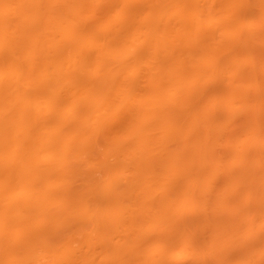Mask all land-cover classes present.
Returning a JSON list of instances; mask_svg holds the SVG:
<instances>
[{
    "label": "rangeland",
    "instance_id": "1",
    "mask_svg": "<svg viewBox=\"0 0 264 264\" xmlns=\"http://www.w3.org/2000/svg\"><path fill=\"white\" fill-rule=\"evenodd\" d=\"M26 1L25 2L23 1L24 4L21 5V7L23 6V9L26 11L28 18H31V19L36 18L37 20H39L40 16L41 17L43 16V18L45 16H47V18L51 17V16H49V15H52V13L50 14L51 10L50 11L48 10V8L49 9H51V8L50 7L47 8V6H49V5H47V6L43 5L44 6V8H43V6H37V4L34 5L31 0L27 1V2ZM38 1L40 2L41 0H38ZM42 1L44 3L48 2V0H45V1L42 0ZM58 1L61 2L60 0H58ZM65 1L67 3V1L69 2L72 0H62V2H64V3H65ZM246 1H237V3L234 1H228L226 4L225 3L222 4V6H227L226 7L227 9L224 8L221 12H219L220 11L219 10L218 11L219 13L217 12L218 14H216L214 16V19H213V17H211V19H210L211 22L208 21L209 25L211 24V26H215L216 24H212V23L217 22L219 20H220L219 23H221V22L222 23H225V22L229 23L230 22V24H231V19L228 20L227 18L230 17V15H233L234 18L239 19V21L241 22L240 28L245 26L244 27L245 34H244V36L242 35L240 38V39H242V41H240L239 38H238L239 40H237V41H236V39H234L232 41V38L230 39L231 41H229V38L227 39L229 43L233 42L232 45L235 43V44H239V45H237L238 47L241 46L240 49H242V50L240 52H241L242 56L240 55V58L238 59V67H240V68H238V67L235 68L232 65L230 66V69L228 67L224 68V64L229 60L227 57L232 58V56H234L235 53H237V52L240 54L239 50L235 51L236 50L235 46H234V48L232 47L234 50L231 48L230 45L229 46H230L231 50H229L230 48H228L229 47L228 44H226L227 46L226 45L224 46V44L227 43V42H225L226 37H224L222 41H224L225 43L223 44L220 41V43L223 45H221L219 42H217L218 44L216 45V48H218V46L220 45L219 47L222 50L220 51V49L218 48V50L216 49V51L217 52L219 51L217 55L219 57L222 55L221 56L223 58L222 61L225 60V62L224 61L220 62L219 61L220 59H219L215 65V66H219V67H216L217 69L215 71L212 72V70H211V72H209V74H208L207 68H206V69H203L204 70L203 72L201 70L197 74H195L194 77H192L191 72H187V69L184 70V68L180 67L178 64L175 65V68L168 71L166 76L172 80V82H171L172 84L175 82L176 85L174 84L175 85L174 87H173V85L171 86L170 84L167 85L168 87L174 88L173 89L174 92H172V93H170L169 88L168 89L164 88L163 91H164V94H166L168 92V95H169V93L170 94L175 93V94H173L174 98L172 95L167 98V96H168L167 94H166L167 95L166 99L164 96H161L165 99L162 101L166 102V100L169 99L167 101L168 104L166 103V104L162 105V107L159 106L158 107L159 109H157L158 111L157 110H156L157 112L154 111L157 114L159 113L157 125L161 129V130L159 129L160 132H159V130L156 131V129H155V131H156L155 135L157 132H158L157 133L158 135L159 134L162 135L163 133H166L163 135L164 137L166 136L165 138L162 136V138L160 139L158 136V138L154 139V133H152V136H151L153 138H149L150 136H148V134L151 132H154V131H152L153 130L152 125H151L152 129L151 130L148 129L151 132H148V131H146L147 129H144L148 133L143 132V135H141L144 137V135L146 134L145 138H146V136H148L147 140H144L141 142L139 141L140 143L138 144V141H137L138 138L137 139L134 138V137L138 136V134L136 133L137 130L140 131L143 126L145 127V125H146L145 123L149 122V120L151 123H153L154 122L153 120L156 121V119H157V118L155 119V117L158 116V115L157 116L155 115L153 120L148 118L149 119L148 121H146L147 114L145 113L146 114L145 115L144 112H140V111L138 112L139 113L138 115L143 113L141 116L144 118L143 115H145L146 119H144V121L142 119H140V117L138 115H136L137 120L135 117H134L135 119L134 118L131 119V117H128L129 115L127 116V114H131V112H130L131 109L135 110L136 108L138 109V107H140L141 102L139 103V99L142 100L143 98H145L143 96L146 93L145 91L148 90L147 88L149 87L147 85V83H144L141 86V91L143 92L142 93L143 95L141 93H138L140 91V88H138L139 91H137L138 89L135 90L137 92L134 91L135 94L129 93L130 91L126 92L129 94L123 98L121 97L122 99H124V101L122 99L119 100L120 103L123 101V103H124L123 106H121V105H119V106L115 105L114 106L112 104H109L110 99H109V101L106 100L107 101L106 102L101 95L106 90L105 94L107 93L108 97H110L111 95L114 96V94H116V96H117V93H114V94H112V93L115 92V89L119 86L116 87L114 85V88H115L114 91L111 90V89H113V84H114L113 81H112L113 83L111 82L112 85L110 84L112 86V88L108 85L110 90L107 87H105L106 88L105 89L102 86L104 88V91H100L101 89H103L100 86L99 88H101V89L99 90L97 88L98 92H95V94L100 92V95H99L100 98L98 96L97 97H98V99L103 100L105 105H103L102 101H100L103 105L102 108H104V109L101 108L102 110L99 111L98 107L95 104L96 102H94V105H93L94 99L92 100V102H90L92 95L90 96L88 94L89 92H91V93L93 92L91 89L94 86H91L92 84L89 85L88 83L82 82V84H88L89 86H85L84 88H82V86H81V88L78 87L79 92H77V93L80 94V90H81L82 95L83 94L89 95L90 99H86V100H90L89 102H90V104L92 103V105L91 106L86 105V107L89 109V111H87V112H89V115H91V116L92 115H95L96 117L100 116L101 117L100 119L102 121V123H96L97 121L94 120L95 116H94V119H92L91 116H89V115H88L89 117L87 115H83V114H86V110H88V109H86L85 111L83 110L84 113H82L79 117V114L82 112V110L78 109V111H81V112H79L78 117L82 118L81 119L82 122L85 121V119H83V118H86V117H82V116L88 117L87 118L88 120L86 119L87 120L86 123L89 120H90V122L92 120L96 121L95 123L91 122L90 127L87 126V125H89L88 124L89 122L87 123V125H86L87 127H86L85 126L86 123L85 122H84L85 124L82 123L78 119V117H76L78 112H77L76 108L75 109L73 108L75 105L73 106L72 104H70V103H73L72 101L74 98L72 99L71 102L69 100V96H68L69 101H65V100L63 101V99H61V101H63L61 104L62 108H60V109H62V111H61L62 117L66 116L65 120L68 119L69 122H70L71 118L72 119H78L79 122H81L83 124V126H82V124H79V122L77 120L76 121L73 120V123L75 124L78 122L77 124H79L81 127L84 128V126H85L86 128H89L90 130L88 129V131H86L85 133L82 132V134L80 132L79 133L80 136H79L78 133L75 130H73V128H72L73 126H75L74 124H73V126L71 125L72 120H71L70 124L68 123L69 125L72 126L71 127L72 129L69 128L68 124L66 126H68L69 129L73 130V132L68 131L69 129H67V128H65L63 130V128L65 126H63V128L61 127V129L63 130V131H61L62 132V140H63L61 142L62 144H59V141H58V143L56 142L58 144L57 145L58 147L56 149H54V150H52L53 148H51V150H50V148L47 149V150H50V152H51V154H49V155L51 156L52 160L56 164L59 165V167L57 165L54 167V165H55L54 162H51V163H53V164H51V165H53L52 167H54L56 169V171L53 170L54 172L49 173L50 175L48 174L49 180L47 179V181H48V183L50 181L49 184H52L51 186H53L54 183L56 184V186L54 184V186L56 187L55 189L50 187V188H52L51 193L56 191V189H58L57 191H62L61 195L59 194V196L61 198L57 199V200H60V204H59V202L58 203L56 202L57 197H55V200H53L54 197L49 199L51 197V194H50L48 201L50 202V200H52V204L54 202H56L57 204L55 203L56 204L55 208H54V204L51 205V202H50V204L47 202L50 206L49 207L47 205L44 206V208H46V206H47L48 210L47 209L45 210L43 208L45 212L44 211L42 212V216H41L40 212H37V214L39 213L40 216L37 215V217H36V214H35L36 212H35L34 215H32L31 218L26 221V223H24L25 222L24 221L22 223L20 222L21 224L19 223L18 225H15V226H18L17 230H20V231L16 230L17 234L22 232L21 229H23V228L29 229L31 232L30 233V239H29L28 243H26L23 247H21V246L18 248L12 247V249L0 248V250H1L0 252L2 253V255H0L1 256L0 260L2 261V262L0 261V264H24L23 262H25V264H88L89 262H85V261H83V259H81L82 257H80V253L82 255V253L87 252L89 250L87 248L88 246L85 245L83 242L85 240L88 241V239H91V238H93L96 243H102V245L104 244L103 246H106L105 248H100V249H97V251H95L94 257L91 261L92 264H101V263H103V264L104 263L105 264L106 263L107 264H152L151 260L153 259V257L156 256V251L158 252V249H160L161 247L163 248V246H165V245H166V247H169L172 245L170 242L168 243V240H165V241L162 239L161 240L160 239L159 240L158 239L152 240L151 239L152 230H156V228H158L159 225H161L160 227H163V226H166L167 223H170L169 225L176 224V222H177L176 220H178L177 218L174 221L173 220L172 221H164L163 218H161V220H163L164 222L158 220L157 218H155L156 221L155 220L150 221L148 219L151 224L150 223L146 224L147 223L146 222L144 225H142V227L141 226L136 227V226H138L136 224L140 225V223H136L135 224L136 226L133 224L134 227L133 226L129 227V224H128L127 225L128 227L127 226H126L127 228L125 227L126 229L123 227L125 230H122V228H121V230H122L121 232H123V233L119 232L120 229H119V231L117 230L119 232V233L115 232V233H118L117 235H115V233L113 234L112 230L109 231V229H107L109 232L107 230H106L107 232L105 230L101 231L100 228L99 229L97 228V227H99V226H97L98 224L97 225L95 224L96 227L94 229L96 231H94L91 224H93L95 217H97L96 206L98 207L99 203L98 204L95 203V200H96V202L98 200L102 202V208L101 209L98 208L97 211H99V209H100L101 211H99V212H101V214L108 216V215L116 214V213H118V211H121L120 210V207H121L120 202H122L123 200L129 201L130 199L134 200V199H145V198H147V199L151 198L152 199L153 197H157V198L158 197H163V198L165 197L168 200H170V198H171V200L173 199V201L178 199V201L180 200L179 202H181L182 200L187 201V200H190V198H195V199H198L201 202H203V205H206L207 209L210 212H212V214H214V215L216 214L220 218H223L225 216L224 219H227L226 215H229L230 217H231V215H233L232 217L235 216L236 219H234L231 222V224L226 223L227 225L224 224L225 226H223V225H222L223 227L220 226V228L222 227V230H220L218 227L217 230L214 231L213 226H215V225L214 224L212 225V221H211V223L208 221L209 224H206L204 227H203V225L205 223L203 225H200V226H202V229L204 228L206 231H208L207 229H210L211 232H213L211 234H214V235H212V237L214 236L215 240L213 242H207V243L206 242L205 243L199 242L198 244L193 245L194 247L192 246L191 247L192 249L190 250V252L192 254V261L200 262V264H224L225 259L231 258V262L229 264H251L254 260L256 261L258 259L264 258V248H258L257 250L253 251V249H256L257 247L256 248H249V249H246V247H245L246 242H248L253 235L251 234L250 229L246 228L244 225H246V222L250 221L255 216H257L259 214V211L253 210L252 212L244 214V215L237 214L238 212L234 208H232L233 206L231 207L232 204H230L229 203L230 201L228 202V200H229L230 195H232L233 190L238 189V186H239V185H237L238 183L236 184L235 182H232V181L230 183L219 181L220 180L219 176L221 175L220 173L222 172V170H226L229 168L230 169H235V168L238 169L240 167L241 168L242 167H248V168L257 167V168L262 169L264 171V53H263V51H264V13L262 15V13H261L262 11H260L257 8L254 10L255 6H254V8L252 6V8H253L252 10H248L247 7L249 6L250 1L252 2L253 0H249L247 2ZM51 2L53 3L54 0H52ZM56 2H57V0H56ZM72 2H71V4H72ZM229 2L231 5L229 4ZM244 2H246V3H244ZM253 2L255 4H259L261 2V5H262L264 0H257V1L254 0ZM42 3H40V4L42 5ZM161 3L163 5V2H161ZM67 4H63V5L67 6V7L70 6L69 3H67ZM73 4H74V2H73ZM178 4H180V5L178 6ZM189 4L190 3H188L187 1L181 2L179 0H175L173 5H176L178 7L179 11L181 12V13L179 12L178 15H182V16L184 15L183 16L184 18L190 19V25H192L190 27L194 26L193 28H195L196 24L195 25H193V24L195 23L194 21L196 20L197 15H196V12L194 13V10H192L193 9L191 7L192 5H189ZM246 4L248 6H246ZM24 5H26V6L24 7ZM53 5H55V4H53ZM55 6L57 7V5H55ZM61 6H62V4H61ZM176 6H175V8H176ZM262 6L264 7V5H262ZM21 7H20L19 11L22 13L24 10L21 11V9H22ZM256 7H257V5H256ZM152 9H153V7H152ZM220 9H221V7H220ZM53 10H55V9H53ZM59 11L60 10H58V12ZM62 12H64V11H62ZM104 13H106V12H104V11H103V13L102 12L101 13L96 12V16L94 17V20H93V17L86 16L85 13L82 15H79L80 18H78V19H82L83 17H86L88 19V22L91 21L89 23H92V21L96 20L95 18L97 17V14L99 17L100 14H103V16H104ZM234 14L235 15L237 14V15L235 16ZM54 15H52V17L54 16V18H52V21L57 16L56 13ZM60 15H61V13H60ZM37 16H39V18H37ZM105 16H106V14H105ZM105 16L102 19H104ZM24 17H26V16H24ZM59 17L61 18V16H59ZM59 17L57 16L56 19ZM67 17H65L64 20L61 19L63 22H61L59 19L61 24L59 23L60 25H58V26L54 25L53 28L55 30H57L56 28H58V30H59L60 29L59 26H61V27L64 26L63 32H62L64 34L65 33L64 31L66 28H65V25H63L62 23L65 22V24H66L67 22H69V19H68L69 17L68 18ZM101 17H100V19H101ZM31 19H29V20H31ZM36 19H34V20H36ZM66 19L68 21H65ZM212 19L214 20V22H212L213 21ZM260 19H262V20H260ZM106 20H108V19H106ZM224 20H226V21H224ZM52 21H51V23H52ZM96 22H97V20L95 21V23ZM49 23L50 22L48 21V24ZM251 24H252V27H251ZM50 26H52V24ZM246 26H248V27H246ZM231 28H232V26L230 27V29ZM43 31L44 30H41V32H43ZM60 31H62V29H60ZM44 33H45V31H44ZM41 34L43 35V33H41ZM58 34H59V32H58ZM139 35L140 36L142 35L141 32ZM250 35H255L256 37L253 36L251 38ZM39 36H41L40 32H39ZM45 37H44V39H45ZM153 37L156 38V35H153ZM41 38H42V36L40 37V39ZM44 39H43L42 45H44ZM67 41L65 40V41H63V43L67 42ZM68 42H70V41H68ZM135 42H137V41H135ZM106 43H104V44H106ZM197 43H198V41H196V43L193 42L190 45V47H188L189 50H186V51H190V49L191 50L194 49L193 48L194 46L196 49ZM20 45H21V43H20ZM63 46H66L65 43L63 44ZM70 46H71V44H70ZM221 46L225 47V49H223ZM46 47H49V46H45V48ZM71 49L72 48H70V50ZM226 49H228V50H226ZM48 51L51 52L49 49L48 50L46 49L47 53L44 52L45 54L43 53L40 56V58L43 55H45L44 58L47 56H50L48 54H51V53H48ZM193 51H195V50H193ZM67 52H69V51H67ZM71 52H75V50L74 51L72 50ZM76 52H78V51H76ZM76 52L74 53L75 55L74 54L73 55L77 57ZM62 53H65V52H62ZM66 53H65V55H66ZM183 53H184V51H183ZM219 53H221V54H219ZM238 53H237V55H238ZM77 54H79V53H77ZM70 55L72 57H74L72 54H70ZM51 56H52V54H51ZM69 56H68V58H69ZM78 56H80V54ZM52 57H50V58H52ZM72 57H70V58L72 59ZM62 58H63L62 61L64 63L65 62V60H64L65 56ZM148 58H149V56H148ZM48 59H49V57H48ZM48 59H46V60H48ZM71 59H69V60L71 61ZM77 59H80V58H77ZM141 59L138 63L136 62L137 63L136 70L149 69L152 64H150V62H146V61L147 60L149 61L150 59H147L144 62H141ZM199 61H201V59ZM46 62H48V61H46ZM75 62H77L76 59H75ZM78 62H79V60H78ZM80 62H82V60ZM63 63H62V66H65L66 64L63 65ZM151 63H152V61H151ZM222 64H223V66H222ZM46 65H47V63H46ZM46 65H42V66L45 67ZM198 65L201 68H204V67L210 66L211 63L205 61V62H201ZM47 67H45V68H47ZM50 67H51V64H50ZM177 67H179V68H177ZM49 68H47V69H49ZM68 68H69V66L67 68H64V69H68ZM50 69L48 71H50ZM183 70H184V73H183ZM132 71L133 70H131L130 73H133L135 71V68H134V71L133 72ZM24 72H26V70L25 71L22 70L21 74H23ZM177 72H179V73H177ZM49 73L46 72V76L48 78V79H46V82L47 81L48 82L45 85H47V87L50 91L52 89H54L56 91V88H57L56 86H57V83H59V82H56L55 83L56 85L55 84L53 85L54 76L51 75L52 76L51 77L50 75H48ZM204 73L206 76L203 75ZM25 74L26 73H24V75ZM27 76H23V77L27 78ZM46 76H45V78H46ZM18 77H20L19 74H18ZM45 78H43L44 80L41 79V81H39V82H41L43 84L45 81ZM64 78H66V77H64ZM22 79H24V78H22ZM28 79H29V77H28ZM32 79H30V80H32ZM63 79H62V82L65 81V79H64V81H63ZM42 80H43V82H42ZM54 80H55V78H54ZM76 80L78 81L79 79H76ZM235 80H237V81H235ZM66 81L68 83V80H66ZM80 81H81V79H80ZM65 82H64V84H65ZM208 83L210 86L207 85ZM75 84L76 83H74V87H75ZM228 84L230 86L231 85L232 86L230 87ZM65 85H64V87L66 90L68 87H66ZM119 85H121V84H119ZM77 86H79V85H77ZM143 86H145L144 87L145 89L143 88ZM208 86H209V88L211 87L210 90H209ZM51 87H52V89H51ZM64 87L62 85V88H64ZM69 87H71V86H69ZM96 87L97 86H95V88ZM204 87H207L208 89L204 88ZM233 87H235V88H233ZM78 88L76 87L75 90ZM87 88H88V90H87ZM84 89H86V90H84ZM47 90H45V92ZM75 90H74V93H75ZM50 91H48V92H50ZM66 91H69V88ZM76 91H78V90H76ZM111 91H112V93H110ZM117 91H120V89H118ZM190 91H192V92H190ZM101 92H103V93H101ZM74 93H73V96L76 97L77 95L76 94L74 95ZM50 94H51V92H50ZM50 94H48V95H50ZM56 94H58V93L56 92ZM62 94H63L62 97L66 95L64 89H62ZM88 95L85 97L88 98ZM96 95H95V97H96ZM45 96H47V95H45ZM35 97H37V96H35ZM39 97H41V99H42L43 96H41V95L38 96V99H39ZM52 97H55V96H52ZM52 97L47 96L48 99H51L49 101H56L57 102L59 100V99L52 100L53 99ZM118 97H120V96H118ZM194 97H197V98H194ZM56 98H57V96L54 99H56ZM78 98L80 99L81 97L78 96ZM104 98H105V95H104ZM131 98L133 99L135 105H131L133 103V102L131 103V101H130ZM190 98H192V99H190ZM41 99H40V101L39 100L34 101V99L32 98L34 103H32V101H31V103L34 104V106L36 105V103H35L36 101L40 102V104H42L43 100H41ZM43 99L46 100V97H44ZM82 99L83 98L80 99V102L82 101V103H80V104L83 105V109H85L86 107L84 105L87 104L86 103L87 101L83 102L84 99L83 100ZM98 99H96V100H98ZM136 99H138V102ZM194 99H195V101H194ZM45 100H44V102L48 101V100L47 101H45ZM96 100H94V101H96ZM114 101L115 100H113L112 103ZM56 102H53V103L56 104ZM183 102H185V103H183ZM47 103L51 107V104H49L50 102H47ZM53 103H52V105L54 106ZM177 103L184 110L180 109V106H178ZM40 104H38V105L40 107L42 106V109H43L44 104H42V105H40ZM97 104H100V103H97ZM161 104H162V102H161ZM48 105L47 106L45 105V107L48 108L49 107ZM78 105H79V102H78ZM81 105H80V108H82ZM34 106H31L32 109L34 108ZM39 106L36 105V107L34 109H37ZM53 106L51 108H54ZM94 106H95V109H97V110H95L93 108ZM40 107H39V110L42 111V109ZM50 107L48 110H52V111H47V109L44 108L45 109V110H43L44 113H42L41 116L43 114L45 115L46 112L49 115H50V113H48V112H51L52 114H54L53 111L58 110V108H56L57 107L56 105H55V109H50ZM59 107H60V105H59ZM71 107H72V109H71ZM99 108H100V106H99ZM37 110H36V112H37ZM41 111H38L39 113L37 112V115H36L37 117L39 116ZM58 111H56V112H58ZM133 113L135 114L137 112L134 111ZM205 113H206V115H205ZM34 114H35V111H34ZM36 116H34V117H36ZM138 117H139V119H138ZM204 117L208 120L207 131H208L209 135L207 134V136L201 135L199 133L200 131L198 130L199 129L198 123H199V121L204 119ZM208 117L210 119H208ZM89 118H91L92 120ZM62 119L64 120V118H62ZM97 119L99 122V117ZM133 119L135 120V122L132 121ZM128 120L131 121V123L129 122L130 124L129 123L126 124V122ZM52 123H54V122H51L50 126L53 127V125H54L53 129L55 130V126H56L55 124H57V122L55 121L54 124H52ZM101 124H102V126H101ZM62 125H64V124L62 123ZM79 125L78 126L76 125L78 127L77 130L80 129ZM153 125H154V123H153ZM155 126H156V123H155ZM158 126H157V129H158ZM45 127L47 128L48 132H51L52 129L50 128L51 129L50 130L49 126L43 127V129L46 130ZM146 127H148V125ZM148 128H151L150 125ZM201 129H202V127H201ZM162 130H164V131H162ZM209 130H210V132H209ZM74 131L76 132V135L73 134ZM161 131H162V133H161ZM33 132H34V134L36 133L35 131H33ZM42 132H43V136H45L47 133V132H44V130ZM78 132H79V130H78ZM128 132H130V133H128ZM140 132H142V130ZM140 132H139V134H140ZM31 133H32V131L30 132V134ZM66 133H68V134H66ZM34 134L30 135L32 140H33V137L36 136V135L34 136ZM176 135H178V136L176 137ZM38 137H40V135H38ZM143 137L139 138L138 140L143 139ZM169 137H170V139H169ZM36 138H37V136H36ZM44 138L45 137H43L42 139H44ZM152 139H154V140H152ZM38 140L39 139L34 140V141H36V143L38 144ZM44 140L46 141L48 139H44ZM34 141L32 143H34ZM52 142H54V141H52ZM35 144H32V145L34 146ZM61 145H62V149L60 147ZM55 146H56V144H55ZM55 146H54V148H55ZM254 146L259 147V150H262L261 154L251 150V147H254ZM47 150H46V152H47ZM33 151L34 150H32V152ZM34 152H33V154H31L32 156H35L34 154L36 152L35 153ZM48 152L45 153V151H44L43 153H45V154H43V155H42V152H41V155H40V152L39 153L37 152L38 154H36L35 157L39 156L38 157L39 160L44 159L45 155L46 154L48 155ZM11 155L12 154L10 153L9 158H11ZM7 156H8V154H7ZM7 156H4V157H7ZM32 156H31V159H32ZM41 157H43V158H41ZM9 158H7V160ZM53 158L56 159V161ZM36 159L37 158H35V160H33V162L36 161ZM9 160L7 161V163H5L6 165L8 164V162H10ZM52 160H48V161H52ZM57 160H59L58 163H57ZM60 161H62V162H60ZM59 162L62 163V168H61V165ZM186 167L188 169L189 168H191V169L199 168L201 170H199L200 171L199 174H196V175L191 174L190 175V174H188L189 170ZM50 169L52 171L51 167H50ZM179 171H180V173H179ZM176 172H178V174ZM218 174H219V176H218ZM51 176L53 179L51 178ZM31 177L33 178V175ZM184 179H185V181H184ZM263 179H264V175H263ZM57 180L61 181L60 184H59V182H56ZM47 181H45V182H47ZM48 183L43 184L44 187H45V184L47 185V187H46L47 189H49ZM57 183L59 185H57ZM175 183L180 184V186L175 187V185H176ZM231 183H233V184H231ZM208 185H212V186L208 187ZM49 193H50V189H49ZM188 194H189V196H188ZM260 194L261 193H253L252 191L247 190V191H245V194L241 198L240 204H247L248 202L259 203L261 201V195ZM141 196H142V198H141ZM157 198H154V199H157ZM83 199L84 200L89 199L88 200L89 202L92 200V201H94L95 205L97 204L96 206L94 204L91 205L92 206L91 210L95 209L94 213L96 214V216L94 217V220H93V218L92 219L87 218V219H89V222H90V220L91 221L93 220L91 223L88 222L91 225V227H90V225H87V227H84L83 226V225H85L84 221H86V224H87L88 220H85L86 219L85 218L84 221L82 222L81 216H79V212L83 209V208H81V206H83L82 204L84 203ZM80 201L82 202L81 204H80ZM61 202H62V204H61ZM101 202L99 205H101ZM125 202H122V204ZM222 203H223V205H222ZM87 207L90 208V204H88ZM121 209H122V207H121ZM194 209H196V207L195 208L193 207V210ZM87 213H85V215H87ZM92 214H90L91 217H92ZM221 216H223V217H221ZM262 216H263V221L261 222V224L259 226L261 228L264 227V212L262 213ZM84 217L85 216H83L82 218H84ZM158 217L160 219V216H158ZM2 218L0 217V227L1 228L5 229V228H9L10 226H12V225H10V220H8L5 217H2ZM213 221H214L213 223L217 222V220L216 221L213 220ZM160 222H162V223H160ZM8 223H9V225H8ZM81 223L83 225H81ZM143 223H141V224H143ZM215 224H216V226L218 225V223H215ZM130 225H132V224H130ZM219 225H221V224H219ZM15 226H14V228H15ZM216 226H215V229H216ZM89 227L92 228L93 231H92V229L90 230ZM93 227H94V224H93ZM151 227L154 229H152ZM211 227H212V229H211ZM233 228H236L235 233L232 232ZM149 229H152V230L149 231ZM16 231H15V233H16ZM90 231H92V234H89ZM131 231H132V234H131ZM12 232L14 233V230H12ZM148 232H150V234ZM146 233L148 234V236ZM144 234H146V236H144ZM211 234H210V236H211ZM118 236L122 237V238H119ZM142 237H143V240H145V241L142 240ZM120 240L123 243L119 242ZM139 240H141V241H139ZM102 245H101V247H102ZM175 245H176V243H175ZM81 249H82V252L80 251ZM5 254H7V255H5ZM4 256L9 257V259L4 257ZM8 260H10V261H8ZM197 262H195V264H197Z\"/></svg>",
    "mask_w": 264,
    "mask_h": 264
},
{
    "label": "bare ground",
    "instance_id": "2",
    "mask_svg": "<svg viewBox=\"0 0 264 264\" xmlns=\"http://www.w3.org/2000/svg\"><path fill=\"white\" fill-rule=\"evenodd\" d=\"M23 1L25 2L26 0H0V217L1 218L5 217L8 220H10V225H12L9 228H5V229L0 227V248H3V249L4 248L12 249V247L18 248L20 246L23 247L26 243H28V241L30 239V233H31L30 230L23 228V229H21L22 232L17 234V231H20V230H17L18 226H15V225H18L20 222L22 223L24 221H25L24 223H26V221L28 219H30L31 216L34 215L35 212H36L35 213L36 217H37V215L40 216V214L42 216V212L44 211V209L46 210L50 206L49 205L50 202H51V205L54 204V208L58 202L60 204V200H57V199L61 198L59 196V194L61 195L62 191H57L58 189H56L57 192L53 190L54 192L52 191L53 193H51V189L52 188L55 189L56 184L54 183L55 186L53 184V186H54L53 187V186H51L52 184H49L50 181H49V183L47 181V179L49 180V178H48V176L50 175L49 173L54 172L53 170L56 171V169L54 167L56 165L59 167V165L56 164L52 160L51 156L49 155V154H51L50 150H51V148H53L52 150H54L58 147L57 146L58 141H59V144H62L61 142L63 140H62V132L61 131H63L65 128H67V129L71 128L74 124L73 120H75V121L77 120L78 122L80 120L82 122V120H81L82 118H79V117L82 113H84L83 110L85 111L86 109H88L86 107V105L91 106L92 103L90 104V102H92L93 99L96 100V99H98V97L100 98V96H99L100 92L96 93L97 95L95 94V92H98L97 88L100 90L103 87L104 88L107 87L110 90L108 85L112 88L111 85L114 82L113 89H111V90L114 91V89H115L114 85H115L116 87L119 86L116 89L117 90L120 89V91H117L115 89V92L112 93V91H111L110 93H112V94L117 93V96H116V94H114V96L111 95L110 97H108L107 93L105 94L106 90L104 91V88L100 90V91H104V93L101 92V93H103L101 95L105 101L106 100L109 101V99H110L109 104H112L114 106L115 105L123 106L124 105V103H123L124 99H122L123 97L127 96L129 93L135 94V92L139 91L138 88H140V91L138 93L142 94L143 92L141 91V86H142V84L147 83V85L149 86L147 88L148 90L145 91L144 90L145 86H143V88H144L143 90L146 92L143 96L145 98H143L142 100L139 99V103L141 102L143 105L140 103V107H138V109L137 108L135 110L131 109L130 112L132 115L127 114V116L129 115L128 117H131V119L135 117L137 120L136 115H138L139 114L138 112L140 111V112H144V114L145 113L147 114V116H146L147 119L145 118L146 114L143 115L144 118L141 116L143 113L138 115L140 117V119H142L143 121H144V119H146V121H148L149 119L153 120L154 116L158 115L157 117H155V119L157 118L156 121L153 120L154 125H153V123L150 122V120L147 123H145L146 122L145 121L144 123L146 125H145V127L144 126L142 127V129H141L142 132H140L141 130L140 131L137 130V132H136L139 137L136 136L134 138H136V139L142 138L143 136H141V135H143V132H146V131L151 132L150 130L152 129V126H153L152 131H154V132H151L148 134V136H150L149 138H153L151 136H152V133H154V139L158 138V136L161 139L162 136L166 133H163L162 135L161 134L158 135L157 134L158 132H157L155 135V132L160 129V127L157 125L159 113L157 114L155 112L158 111L157 109H159L158 108L159 106L162 107V105L166 104L167 101L169 100V99L166 100V102L162 101V100H165L166 96L168 95L167 91H166L167 93L165 92L167 95L164 94V91H163L164 88H167V89L169 88L170 93H172V92H174L173 87L176 85L175 82L172 84L171 83L172 80L166 76L168 71L175 68V65L178 64L180 67H183L184 70L187 69V72H191L192 77H194V75L197 74L201 70L203 72L204 71L203 69H206V68H207V73L209 74V72H211V70L213 72L217 69L216 67H219V66H215L219 59H220L219 60L220 62H223V61L225 62V60L222 61V59H223L221 57L222 55L220 57L217 55L219 51L217 52L216 49L217 50H218V48L220 49V47H219L220 45L218 46V48H216V45L218 44L217 42L220 43V41H221V43H223V44L225 42H227L224 44V46L226 44H228V46L230 45L231 48L232 47L234 48V46H235L236 47L235 51L239 50V52H240L242 50V49H240L241 46L238 47L237 45H239V44H235V43L232 45L233 42L229 43L227 39L229 38V41H231L230 39L232 38V41L234 39H236V41H237L241 38L242 35L244 36V34H245V31H244L245 26L240 28L241 22L239 21V19L234 18L233 15H230V17L227 18L228 20L231 19V24H230V22L229 23L228 22L227 23L226 22L225 23H222V22L219 23L220 20L217 22H214L213 19H214V16L216 14H218L224 8L227 7V6H222V4H224V3L226 4L228 1H234L237 3V1H246V0H237V1L236 0H228V1L227 0H179L181 2L187 1L188 3H190L189 5H192L191 7L193 8L192 10H194V13L196 12L197 16H196V20L194 21L195 23L193 24V25L196 24L195 28H193L194 26L190 27V26H192V25H190V19L184 18L183 17L184 15L183 16L178 15V13L180 11L176 5H173L175 0H163V1L162 0H75V1L72 0L74 2V4L72 1H69V2L67 1V3H69V5H70L68 7L63 5V4H67V3H66V1H65V3L62 2V0H60L61 2H59L58 0L56 2V0H54L53 3L51 2L52 0H48V2H46V3H44L42 0L40 2L38 0L37 1L31 0L32 3L34 5L37 4V6L49 5V6H47V8L48 7L51 8V9L48 8L49 11L51 10L50 14L52 13V15H54L56 13V15L58 17L61 16V18L59 17L57 19H56V17H57L56 16L55 19H53V21H52V18H54L55 15L52 17V15L48 14L51 17L47 18V16L44 15L45 13L43 14L45 16L44 18H43V16L42 17L40 16V18H39V16H37V18H39V20H37L36 18H32L33 20L31 18H28L26 11L23 9V6L21 7V5L24 4ZM27 1H30V0H27ZM247 1H249V0H247ZM253 1L252 2L250 1V4H249L250 7L247 5L248 3L246 4V6L249 7V8L247 7V9L252 10L255 6L254 10L256 8L259 9L260 11H262L261 13L263 15L264 7L262 5H264V2L261 5V2L259 4H255ZM255 1H257V0H255ZM71 2H72V4H71ZM161 2H163V5ZM246 2H244V3H246ZM40 3H42V5ZM53 4L57 5L58 8ZM61 4H62V6H61ZM229 4H230V2H229ZM179 5L180 4H178V6ZM256 5H257V7H256ZM25 6L26 5H24V7ZM44 6H43V8H44ZM175 6H176V8H175ZM252 6H253V8H252ZM20 7L22 8L21 11L24 10L22 13L19 11ZM152 7H153V9H152ZM220 7H221V9H220ZM53 9H55L57 12ZM58 10H60V11L58 12ZM62 11H64V12H62ZM100 11L102 13H103V11L106 12V13H104V16H105V14H106V16L104 19H102L104 17L103 14H100L102 17L100 15L98 17V14H97V17L95 18L97 20L96 23H95L96 20L92 21V23H89L91 21L88 22V19L86 17H83L82 19H78V18H80L79 15H82L85 13L86 16L93 17V20H94V17L96 16V12L101 13ZM60 13H61V15H60ZM24 16H26V17H24ZM65 17H67L69 19V22H67L68 24L67 23L65 24V22L62 23L63 25H65V28L67 29V30L65 29V31H64L65 33L63 34L62 32H63L64 26H62V27L59 26V28L62 29V31H60V29L58 30V28H56L57 30H55L53 28V26L54 25H56V26L60 25L61 22H63L62 20H64ZM100 17L102 20L100 19ZM211 17H213L212 22H214L212 24H216L215 26H211V24L209 25V23H208V21L211 22V20H210ZM29 19H31V20H29ZM34 19H36V20H34ZM59 19L61 22L59 21ZM106 19H108L109 21ZM260 20H262V19H260ZM48 21L50 22L49 23L50 25L52 24V26H50L48 24ZM51 21H52V23H51ZM65 21H68V20L66 19ZM224 21H226V20H224ZM230 25L232 26L231 29H230V27H231ZM248 26H246V27H248ZM251 27H252V24H251ZM41 30H44L45 33H44V31L41 32ZM39 32H40V35L42 36L41 39H40L41 36H39ZM58 32H59V34H58ZM140 32L142 34L141 36L139 35ZM41 33H43V35ZM153 35H156V38L153 37ZM43 36L45 37V39ZM250 36H251V38L253 36L256 37L255 35H250ZM224 37H226L225 42L222 41ZM43 39H44V45L47 43L45 46H49V47L45 48V46L42 45ZM65 40L66 41L68 40L70 42H68V41L64 42L66 46H63V44H64L63 41H65ZM135 41H137V42H135ZM196 41H198V43L196 44L197 48L195 49V46H194L193 47L194 49H192V50L190 49V51H186V50H189L188 47H190V45L193 42L196 43ZM240 41H242V39H240ZM20 43H21V45H20ZM104 43H106V44H104ZM70 44H71V46H70ZM223 44H221V45H223ZM230 46L228 48H230ZM221 47L223 49H225V47H223V46H221ZM70 48H72V49L70 50ZM231 48L229 50H231ZM46 49L47 50L49 49L51 51V52L48 51V53H51L53 57L51 56V54H48L50 56H47L44 58L45 55H43L41 57L42 58L41 59L40 56L44 52H46ZM72 50L73 51L75 50V52L78 51V52H76L77 57L74 56L75 52H71ZM193 50H195V51H193ZM221 50L222 49H220V51ZM226 50H228V49H226ZM67 51H69L70 53ZM183 51H184V53H183ZM62 52H65V53L67 52L69 55L74 54L73 55L74 57H72L71 55L69 56L67 53L65 55V53H62ZM77 53H79L80 56H78L79 54H77ZM237 53H235V55L233 54L234 56H232V58L227 57L229 60L228 59H227L228 61L226 60L227 62L224 64V68L228 67L230 69L231 65L234 66L235 68L238 67V59L240 58L241 52H240V54L238 53V55H237ZM263 53H264V51H263ZM219 54H221V53H219ZM64 56L66 58V59L64 58L66 63L65 62L63 63V61H62L63 60L62 57H64ZM68 56H69V58H68ZM148 56H149V58H148ZM48 57L50 60L51 59L52 60L50 61L48 59ZM50 57H52V58H50ZM70 57H72V59ZM74 58L76 59L77 62H75ZM77 58H80V59H77ZM46 59H48V60H46ZM69 59H71V61ZM140 59H141V62H144L147 59H150L149 61L147 60L146 62H150V64H152L151 65L152 67L150 66L149 69L136 70L137 63L140 61ZM200 59H201V61H199ZM78 60H79V62H78ZM81 60H82V62H80ZM46 61H48L49 63ZM151 61H152V63H151ZM205 61L210 62L211 65L204 67V68H201L198 64H200L201 62H205ZM46 63H47V65H46ZM62 63H63V65H65V64L66 65L62 66ZM50 64H51V67H50ZM42 65H46L45 67H47L49 65L47 68L50 67L51 68V69L49 68L50 71H48L49 69L45 68ZM68 66H69L68 69H64V68H67ZM222 66H223V64H222ZM133 67L135 68V71H134ZM177 68H179V67H177ZM238 68H240V67H238ZM22 70L23 71L26 70V72H24V73H26L28 76L26 74L24 75V73L21 74ZM131 70H133L134 72L132 71L133 73H130ZM184 70H183V73H184ZM46 72H48V73L50 72L48 75L54 76L55 80L53 78V85L56 82L60 83V84L57 83L56 91L54 89H52V87H51L52 90L50 91L48 89L47 85H45L48 82V81L46 82V79H48L46 76ZM177 73H179V72H177ZM18 74L20 75V77H18ZM203 75L206 76L205 73ZM23 76H27V78H25ZM45 76H46V78H45ZM28 77H29V79H28ZM62 77L63 78L66 77L64 79H65V81L68 80V83H67V81L65 82ZM22 78H24V79H22ZM43 78H45V81L42 84L39 81H41V79H43ZM30 79H32V80H30ZM62 79L66 85L64 84V82H62ZM76 79H79L78 80L79 82ZM80 79H81V81H80ZM43 80H42V82H43ZM235 81H237V80H235ZM82 82L88 83L89 85L92 84L91 86H94L91 89L93 91L92 92L93 94L91 92L88 93L90 96L92 95L94 97L93 98L91 96V101L86 100V99H90L88 94L82 95L81 90H80V94L77 93V92H79L78 87L81 88V86H82V88H84L85 86H89L88 84H82ZM74 83H76L75 87H74ZM119 84H121L122 86ZM168 84H170L171 86L173 85V87L172 88L168 87L167 86ZM62 85H63V87H64V85L66 87H68L70 92L66 91V90H68V88L66 90H65V87L62 88ZM77 85H79V86H77ZM207 85H209V83ZM69 86H71V87H69ZM95 86H97V87L95 88ZM100 86H101V88H99ZM209 86H208V88H209ZM76 87L78 88V89H76L78 91L75 90ZM88 88H87V90H88ZM204 88H207V87H204ZM210 88H209V90H210ZM233 88H235V87H233ZM62 89H64V91L66 93V95L63 97H62V95H63ZM45 90H47L46 92L48 94H50V92H51V94L48 95L45 92ZM74 90H75V93H74ZM84 90H86V89H84ZM135 90H137V91H135ZM48 91H50V92H48ZM56 92L58 94H56ZM126 92H129V93H126ZM190 92H192V91H190ZM73 93H74V95L75 94L77 95L76 96L77 98H78V96L83 98L84 99V100L82 99L83 102L87 101L86 102L87 104L84 105L86 107L85 109H83V105L80 104V103H82V101L80 102L81 98L80 99L78 98L79 99L78 100L75 96H73ZM170 93L167 96V98L169 96H171V95L173 96V94H175V93H173V94H170ZM44 94L47 95L48 97L49 96L50 97H52V96L56 97L57 96L56 99H54L55 97H52L53 98L52 100H57V99H59V100L57 102L56 101H49L51 99H48L47 96H45ZM94 94L96 95V97L97 96L98 97L96 98ZM40 95L43 96L42 99H41V97H39V99H38V96H40ZM87 95H88V98L85 97ZM104 95H105V98H104ZM35 96H37V97H35ZM68 96H69L70 102L72 101L73 98L75 99V100L73 99V101H72L73 103H70V104H72L73 106L75 105L73 108L74 109L76 108V110L78 112L76 117H78L79 112H81V111H78V109L82 110V112L79 114V117H78L79 120L71 118L72 122H71V120H70V122L72 123L71 124L72 126L69 125L70 122L68 121V119L65 120L66 116L62 117V112H61L62 109H60V108H62L61 104L64 100L69 101ZM118 96H120V97H118ZM161 96H164L165 99ZM44 97H46V100L43 99ZM32 98L34 99V101L35 100L40 101V99L43 100L42 101L43 103L41 102L42 104H44L43 109H42V106L40 107L38 105V104H40V102H37V101L35 102L36 105L42 109V111L39 110V107L37 108L38 110L34 109L36 107V105L34 106V104H32V103H34ZM173 98H174V96H173ZM194 98H197V97H194ZM61 99H63V101H61ZM121 99L123 101L120 103L119 100H121ZM190 99H192V98H190ZM44 100L45 101L48 100L47 102H50L49 104H51V107L53 106L52 103L56 102V104L53 103L54 108H51L47 102H44ZM94 100H93V105H94V102H96L95 104L98 107L99 111L104 109V108H102L103 105H105L103 100H100V99H98L96 101H94ZM113 100H115L113 102L114 104L112 103ZM136 100L138 102V99H136ZM31 101H32V103H31ZM100 101H102L103 105ZM130 101H131V103L132 102L134 103L132 98ZM194 101H195V99H194ZM78 102H79V105H78ZM161 102H162V104H161ZM97 103H100V104H97ZM133 103L131 105H135V103L134 104ZM183 103H185V102H183ZM42 104H40V105H42ZM45 105L46 106L48 105L50 107V109H55V105H56L57 106L56 108H58V110L59 109L60 110L59 111L56 110L58 112H56L54 110L53 113L55 115L52 114L51 112H48V113H50V115H49L46 112L45 115L43 114L41 116V114L44 113L43 110H45V109H47V111H52V110H48L49 107L47 108V107H45ZM59 105H60V107H59ZM80 105L82 108H80ZM98 105L100 106V108ZM31 106H34V108L32 109ZM178 106H180V105L178 104ZM93 108L95 109V106ZM71 109H72V107H71ZM180 109H183V108L180 106ZM36 110H37V112L41 111V113L39 114L38 117L36 116L37 115ZM95 110H97V109H95ZM34 111H35V114H34ZM87 111H89V109L86 110V114H83V115L88 116L89 112H87ZM134 111L137 113L134 114L133 113ZM205 115H206V113H205ZM34 116H36V117H34ZM87 116H82V117H86V118H83V119H85V121L83 120L85 123L88 120L87 118L91 115H89L88 117ZM94 116L95 115H92L91 118L94 119ZM98 117H99V122L97 119ZM139 117H138V119H139ZM62 118H64V120ZM91 118H89V119H91ZM100 118H101L100 116H97V117L95 116L94 120H96L97 122L93 121L92 119H91L92 120L91 122L92 123L93 122L94 123L95 122L96 123H102ZM134 119L132 121L135 122ZM208 119H210V118L208 117ZM55 121L57 122V124H55L56 126H55V130H54L53 129L54 125L52 127V126H50V123L51 122L55 123ZM81 122H79V124L84 123V122H82V123ZM88 122L87 123L89 125H87V123L86 124L84 123V124H85V126L87 125L88 127H90V123H91L90 120ZM129 122L131 123V121L128 120L126 122V124H128ZM54 123H52V124H54ZM62 123L64 125H62ZM77 123H75L74 125L78 126L79 124H77ZM155 123H156V126H155ZM67 124H68L69 128H68V126H66ZM198 124H199L198 130L200 131V132L199 131L198 132L203 136H207V134H208V131H207L208 120L204 117V119L199 121ZM147 125H148V127L150 125L151 128L146 127ZM44 126H49V129L50 128L52 129V130L50 129L51 132H48L46 127H45L46 130L43 129ZM63 126H65V127L63 128ZM75 126H73L72 128H73V130H75L78 133L79 136H80V134H79L80 132L82 134V132L85 133L89 129V128H86L87 126L86 127L84 126V128H83L79 125V128L81 130L78 129L79 130V132H78V130H77L78 127L77 126L75 127ZM82 126H83V124H82ZM101 126H102V124H101ZM157 126H158V129H157ZM61 127L63 128V130L61 129ZM201 127H202V129H201ZM42 129L44 130V132H47L48 134L46 133V135L44 134L45 136H43V132H42L43 130ZM71 129H69L68 131L73 132V130H71ZM144 129H147V130L145 131ZM148 129H150V130H148ZM155 129H156V131H155ZM160 130H159V132H160ZM31 131L33 134H34L33 131L36 132L34 134V136L36 135L37 138H36V136L35 137L32 136L33 137V140H32L30 135H33V134L32 133L30 134ZM75 131L73 134L76 135ZM162 131H164V130H162ZM162 131H161V133H162ZM139 132H140V134H139ZM148 132H146V133H148ZM209 132H210V130H209ZM128 133H130V132H128ZM66 134H68V133H66ZM38 135H40V137H38ZM145 135H144L143 139H140V140L137 139L138 144L141 141L148 139L147 138L148 136H146V138H145ZM177 136L178 135H176V137ZM41 137L42 138L45 137L44 139H48V140L45 141ZM37 139H39L40 141L42 140V141L40 142L38 140V144H37L36 141H34ZM154 139H152V140H154ZM169 139H170V137H169ZM33 141H34V143H32ZM52 141H54V142H52ZM32 144H35V145L33 146ZM55 144H56V146H55ZM54 146H55V148H54ZM60 147L62 149V145ZM49 148H50V150H47ZM32 150H34L36 152L35 153L33 151L35 153L34 154L35 156L39 152H40V155H41V152L43 155L49 151L50 153L48 152V155L50 157L46 154L44 159L39 160V158H38L39 156L35 157V156L31 155V154H33ZM46 150H47V152H46ZM251 150L254 152L260 153V154L262 152V150H259V147H255V146L251 147ZM44 151H45V153H43ZM10 153L12 154L11 158H9ZM7 154H8V156H7ZM4 156H7V157H4ZM31 156H32V159H31ZM34 157L37 158L39 161L36 159V161L33 162V160H35ZM43 157H41V158H43ZM7 158L10 159V160L8 159L10 162H8V164L6 165L5 163H7V161H8ZM48 160H52V161H48ZM54 160L56 161V159H54ZM58 161L59 160H57V163H58ZM51 162H54V164H55L54 167H52L53 165H51V164H53V163H51ZM60 162H62V161H60ZM60 165L62 168V163H60ZM50 167L52 168V171H51ZM188 170H189L188 174H190V175L195 174L196 175V174L200 173L199 170H201V169L189 168ZM176 173L178 174V172H176ZM179 173H180V171H179ZM220 174H221L220 176L218 174L219 179H220L219 181L229 182V183L232 181V182H235L236 184L238 183L237 185H239L238 189L233 190L234 194L231 192L232 195H230L229 200H228V202L230 201L229 203L232 204L231 207L233 206L232 208H234L238 212L237 214L244 215V214L252 212L253 210L259 211V214L257 216H255L250 221L246 222V225H244L246 228L250 229L251 234L253 235L250 238V240L248 242H246V244H245L246 249L257 247L256 249H253V251H255L258 248H264V227L263 228L259 227L261 222L263 221L262 213L264 212V179H263L264 171L262 169L257 168V167H255V168H248V167H242L241 168L240 167L238 169H236V168L230 169L229 168L226 170H222V172ZM32 175H33V178L31 177ZM51 178H52V176H51ZM45 181H47V182H45ZM184 181H185V179H184ZM56 182H59V184H60L61 181L57 180ZM44 183H46V184L48 183V186H49L48 188L50 189V193H49V189L46 188L47 187L46 184L44 187V185H43ZM59 184L57 183V185H59ZM231 184H233V183H231ZM179 186H180V184L175 185V187H179ZM209 186H212V185H208V187ZM50 187H52V188H50ZM247 190H250L253 193H261L260 194L261 195V201L259 203L248 202L247 204H240V200L243 197V195L245 194V191H247ZM50 194H51V197H50ZM188 196H189V194H188ZM52 197H54L53 200H55V197H57L56 198L57 203L54 202L52 204V200H50V202L48 201ZM141 198H142V196H141ZM154 198H157V197H153L152 199L151 198L150 199L145 198V199H134V200L130 199L129 201L123 200L122 202H125V201L126 202L123 204H122V202H120V206L122 207V209L120 207L121 211H118V213L113 214V215H108V216H105L104 214H101V212H99V211H101L100 209L102 208V202L101 201L98 200L96 202V200H95V203H97V204L98 203L100 204V202H101V205L98 204V207H97L96 206L97 204L95 205L94 201L91 200L93 202L92 203L91 201L90 202L88 201L89 199L88 200L83 199V201H84V203L82 204L83 206L80 205L82 203L81 201L79 204L81 206V208H83L79 212V216H81L82 222L84 221L85 218H86L85 220H88V221H87V224H86V221H84L85 225H83L82 223H81V225H83L84 227H87V225H90L89 223H91L94 220V217L97 214V217H95L96 221L95 220L93 221L94 227H93V224H91L92 228L94 229L96 227L95 224L96 225L98 224L97 226H99V227H97V228L98 229L100 228L101 231L102 230L106 231L107 229H109V231L112 230V233L114 234L115 232H118L119 229H120L119 232H121L122 230H125L128 227L127 226L128 224H129V227H132L133 224L135 225L136 223H140V225L136 224L138 226H136V225L135 226L136 227H139V226L142 227V225H144L146 222H147L146 224H149L150 221L155 220V218H157L160 221H163V220L164 221H172V220L174 221L177 218L178 220H176L177 221L176 224L169 225L170 223H167V225L163 226V227H160L161 225H159L160 228L158 227V228H156V230H152V229H154L152 227H151L152 229H149V231L152 230V232H151L152 233V237H151L152 240L153 239H158V240L162 239L164 241L168 240V243L170 242L173 245V246L171 245L169 247H166V245H165V246H163V248L161 247L160 249H158V252L156 251V256L154 255L155 257H153V259L151 260L152 261L151 263L152 264H195V262H197V261H192V254L190 252V250L192 249L191 247L195 244H198L199 242H204V243L206 242L207 243V242H213L215 240L214 236L212 237V235H214V234H211L213 232H211L210 229H207L208 231H206L203 228L204 229L203 230L202 226H200V225H203L205 223L203 225V227H204L206 224H209L208 221L210 223L212 221V225L214 224L216 226L215 223H218V225L221 224L219 226L217 225L216 229H215V226H213L214 231L217 230L218 227L220 230H222V227L225 226L224 224H226V223L231 224V222L234 219H236L235 216L232 217L233 215H231V214H230L231 217L229 215H226L227 219H224L225 216L224 217L221 216L223 218H220V217H218V215L212 214V212H210L207 209L206 205H203V202H201L200 200L195 199V198H190V200H187V201L182 200L183 202L182 201L179 202L180 200L178 201V199L173 201V199L171 200V198H170V200H168L165 197L164 198L158 197L157 199H154ZM61 204H62V202H61ZM88 204H90V208L87 207ZM92 204H94L97 208L96 214L94 213L95 209L91 210ZM45 205H47L48 207L46 206V208H44ZM222 205H223V203H222ZM193 207L194 208L196 207V209L193 210ZM98 208H100L99 211H97ZM37 212H40V214L39 213L37 214ZM85 213H87V215H85ZM81 214L85 217L82 218L83 216ZM90 214H92V217ZM158 216H160V219ZM87 218H90V219L93 218V220L92 221L90 220V222H89V219H87ZM161 218H163V220H161ZM213 220H215V221L217 220V222L213 223L214 222ZM141 223H143V224H141ZM160 223H162V222H160ZM130 224H132V225H130ZM8 225H9V223H8ZM91 225H90V227H91ZM14 226L16 229L14 228ZM220 226H222V227L220 228ZM90 227H89V229L91 230L92 228H90ZM123 227L124 228L126 227V228L124 229ZM121 228H122V230H121ZM93 229H92V231H93ZM211 229H212V227H211ZM12 230H14V233L12 232ZM15 231H16V233H15ZM92 231H90L91 233L89 232V234H92ZM94 231H96V230L94 229ZM232 232L235 233L236 228H233ZM118 233H115V235H117ZM121 233H123V232H121ZM148 233L150 234V232H148ZM131 234H132V231H131ZM146 234H144V236H146ZM210 234H211V236H210ZM147 236H148V234H147ZM119 238H122V237H119ZM142 240H143V237H142ZM139 241H141V240H139ZM143 241H145V240H143ZM119 242H121V240ZM83 243L88 246L87 248L89 250L87 252L82 253V255L80 253V257H82L81 259H83V261L89 262L90 264H92L91 261L94 257L95 251H97V249L106 247V246H103L104 244L102 245V243H96L93 238L88 239V241L85 240ZM121 243H123V242H121ZM175 243H176V245H175ZM100 244L102 245V247ZM80 251L82 252V249ZM0 255H2V253ZM5 255H7V254H5ZM4 257H6V256H4ZM6 258L9 259V257H6ZM8 261H10V260H8ZM230 262H231V258H227L224 260V264H229ZM23 263L25 264V262H23ZM198 263L200 264V262H197V264ZM101 264H103V263H101ZM251 264H264V258L258 259L256 261L254 260Z\"/></svg>",
    "mask_w": 264,
    "mask_h": 264
}]
</instances>
